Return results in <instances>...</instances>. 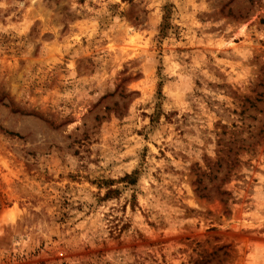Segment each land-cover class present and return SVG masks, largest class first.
Instances as JSON below:
<instances>
[{
  "label": "rangeland",
  "instance_id": "1",
  "mask_svg": "<svg viewBox=\"0 0 264 264\" xmlns=\"http://www.w3.org/2000/svg\"><path fill=\"white\" fill-rule=\"evenodd\" d=\"M0 264H264V0H0Z\"/></svg>",
  "mask_w": 264,
  "mask_h": 264
},
{
  "label": "trees",
  "instance_id": "2",
  "mask_svg": "<svg viewBox=\"0 0 264 264\" xmlns=\"http://www.w3.org/2000/svg\"><path fill=\"white\" fill-rule=\"evenodd\" d=\"M132 179H133V175H130V174H126L125 176L122 177V180L126 182L127 184L131 183Z\"/></svg>",
  "mask_w": 264,
  "mask_h": 264
}]
</instances>
